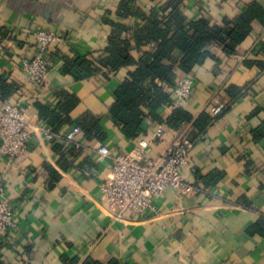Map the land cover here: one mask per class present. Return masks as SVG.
<instances>
[{
  "label": "crops",
  "instance_id": "0c3cea01",
  "mask_svg": "<svg viewBox=\"0 0 264 264\" xmlns=\"http://www.w3.org/2000/svg\"><path fill=\"white\" fill-rule=\"evenodd\" d=\"M251 1L185 0V5L189 16L208 15L222 24ZM256 1L264 9V0ZM118 2L0 0V31H5L0 38V73L20 85L7 101L19 103L33 123L46 126L36 102L54 109L64 101V91L77 98L68 113L70 121L55 129L56 140H47L44 125L37 126L28 153L12 162L0 154V178L19 226L8 239L0 238V264H80L87 257L102 262L116 258L121 264H264V26L254 21L234 54L217 48L218 62L208 58L188 73L179 72V77L193 79L183 107L194 117L231 100L229 90L235 93L230 106L191 147L189 163L182 168L184 178L197 188L189 194L167 188L154 198L155 211L126 210L114 218L104 210L100 189L112 160L98 148L127 152L145 139L146 155L156 158L175 139L190 138L193 129L191 121L174 129L148 118L138 136L128 138L108 114L128 68L84 79L61 71L64 55L101 52L111 29L102 20L107 10L114 20L135 21L114 13ZM40 27L63 37L49 46L54 64L41 87L28 81L20 66L21 57L34 46L32 33ZM172 100L174 104L173 94ZM173 104L159 107L162 118L171 113ZM86 111L100 117L104 138L80 132V148L65 154L55 149V144L63 150L72 147L62 136ZM159 127L163 133L155 137ZM64 159L69 161L66 170L59 167ZM46 163L61 174L52 184Z\"/></svg>",
  "mask_w": 264,
  "mask_h": 264
},
{
  "label": "trees",
  "instance_id": "16d2710c",
  "mask_svg": "<svg viewBox=\"0 0 264 264\" xmlns=\"http://www.w3.org/2000/svg\"><path fill=\"white\" fill-rule=\"evenodd\" d=\"M148 7L137 0H119L114 13L123 18H135L133 22L114 20L105 12L102 20L111 26L104 48L97 55L76 53L73 57L64 55L61 71L71 74L75 79L93 75L108 77L121 68H128L114 92V101L108 108L112 120L121 127L128 138H135L142 131L143 122L154 119L177 129L185 122L193 125L191 139L202 135L213 120L226 110L235 93L230 91L231 100L225 102L222 111L213 115L204 110L194 117L183 106L173 104L172 88L180 73H188L196 65L208 58L219 61L216 50L220 48L226 55H232L241 41L253 29V22L264 26V9L258 1L246 4L239 14L222 24L212 22L211 17L202 15L191 17L186 13L185 0H147ZM0 38L5 31H0ZM50 54V53H49ZM180 72V73H179ZM19 83L0 73V101H7L19 88ZM232 90V89H231ZM240 90V89H236ZM63 102L51 109L36 102L41 118L56 129L69 122L68 113L77 103V98L68 92L61 93ZM163 104H173L171 113L162 118L158 109ZM58 109V110H57ZM100 117L90 112L74 122L84 136L103 139L105 133L99 124ZM73 124V123H72ZM58 151L74 152L76 148L54 145ZM69 161L59 162L66 170ZM48 180L52 184L60 178V172L51 164H45ZM76 262L77 258H72ZM80 264H121L116 258L106 262L87 257Z\"/></svg>",
  "mask_w": 264,
  "mask_h": 264
},
{
  "label": "built area",
  "instance_id": "2783aa9c",
  "mask_svg": "<svg viewBox=\"0 0 264 264\" xmlns=\"http://www.w3.org/2000/svg\"><path fill=\"white\" fill-rule=\"evenodd\" d=\"M32 50L20 59L25 77L28 81L41 87L45 84L49 71L54 64L49 54L52 42L63 41V37L48 27H40L33 33ZM193 79L188 75L177 78L172 94L174 104L183 106L191 96ZM225 107L221 102L211 107L213 115L219 114ZM44 124L33 123L26 114L25 108L17 102L3 101L0 103V154L9 162L29 152V140L33 130ZM45 137L54 141L58 132L49 125H44ZM81 132L78 125L73 124L63 134V139L74 148L81 147L77 135ZM161 127L154 132L155 137L161 136ZM196 139L179 137L156 158L146 155L149 142L139 140L130 151H111L101 145L98 152L108 156L112 162L107 177L100 182L101 200L104 210L114 218H121L124 211L135 214L155 211L154 198L161 195L167 188L176 189L179 194H189L197 187L189 183L182 174V168L189 163V151ZM144 160L143 162H140ZM15 206L6 195L3 180L0 178V238L8 239L18 229Z\"/></svg>",
  "mask_w": 264,
  "mask_h": 264
}]
</instances>
